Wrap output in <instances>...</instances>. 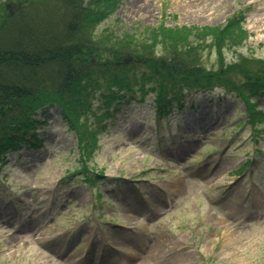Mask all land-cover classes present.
Returning a JSON list of instances; mask_svg holds the SVG:
<instances>
[{
    "label": "rangeland",
    "instance_id": "1",
    "mask_svg": "<svg viewBox=\"0 0 264 264\" xmlns=\"http://www.w3.org/2000/svg\"><path fill=\"white\" fill-rule=\"evenodd\" d=\"M21 1L0 0L1 14ZM234 16L244 19L242 42L191 35L194 54L209 70L225 62L254 74L264 0H117L93 33L144 41L162 25L224 27ZM244 92L263 114L252 123L237 92L220 86L182 89L181 106L163 115L151 92L126 95L83 160L58 109L38 112L41 145L21 144L0 165V264H264V92ZM83 165L104 179L90 186Z\"/></svg>",
    "mask_w": 264,
    "mask_h": 264
},
{
    "label": "trees",
    "instance_id": "2",
    "mask_svg": "<svg viewBox=\"0 0 264 264\" xmlns=\"http://www.w3.org/2000/svg\"><path fill=\"white\" fill-rule=\"evenodd\" d=\"M17 1V6L24 2ZM91 1L28 0L13 16L0 12V162L21 142L29 147L41 143L35 115L50 106L60 110L66 127L75 133L80 160L89 156L97 135L105 130L101 120L109 107L125 94L151 92L155 109L162 112L180 99L183 88L219 85L237 92L251 123L263 115L244 89L251 95L264 92V64L254 74L246 72L248 66L225 62L209 70L195 56L196 46L189 39L210 35L215 45L240 43L247 37L242 16H234L224 27L162 25L141 41L134 34L110 30L94 34V25L105 20L117 0ZM159 42L165 46L161 54L155 49ZM102 54L109 57L101 59ZM128 57L131 60L125 61ZM94 97L100 101L97 105ZM88 115L100 125H89ZM81 168L87 181H92L87 171L103 177L102 170Z\"/></svg>",
    "mask_w": 264,
    "mask_h": 264
}]
</instances>
